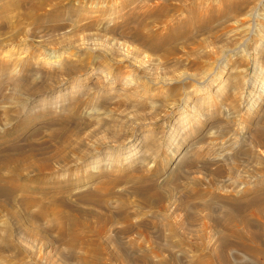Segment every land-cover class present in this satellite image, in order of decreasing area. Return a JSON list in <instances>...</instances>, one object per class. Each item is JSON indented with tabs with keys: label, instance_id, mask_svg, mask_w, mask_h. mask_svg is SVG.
Instances as JSON below:
<instances>
[{
	"label": "rangeland",
	"instance_id": "1",
	"mask_svg": "<svg viewBox=\"0 0 264 264\" xmlns=\"http://www.w3.org/2000/svg\"><path fill=\"white\" fill-rule=\"evenodd\" d=\"M113 6L118 12L113 13ZM0 45V63L5 67L0 64L5 73L4 78L0 73V145L6 146L0 151L25 147V140L36 145L34 150L50 151L68 133L65 161L51 162L49 171L57 183L51 186L61 189L50 192L56 193L62 214L74 213L71 217L79 227V241L68 250V238L65 244L56 237L53 223L47 221L50 217L35 219L33 225L43 228L46 235H39L42 239L16 235L11 241L15 248L6 247L10 251L0 241V264H194L207 258L220 237L227 235L214 225L224 213L222 205L238 206L234 208L237 217L264 227V218L258 219L249 204L254 193H245L259 175L264 177V148L252 149L237 126L246 115L253 114V122L264 121L260 79L264 78V0H0ZM3 53L8 56L1 59ZM49 55L56 57L49 60ZM20 62L29 69L26 73L18 72L23 68ZM61 67L73 71L64 75ZM12 81L17 88L21 84L20 92L26 86L35 91L44 87L18 116L14 114L18 106L11 103ZM53 132L58 135L48 136ZM127 141L130 148L123 151ZM240 152L248 156L242 158ZM122 172L120 185V175L117 180L114 174ZM44 177L35 183L47 181ZM109 178L115 185L111 186ZM198 180L200 191L195 187ZM194 181V190L211 193H199L206 196L204 202L192 191L193 185H187ZM221 185L226 191H239L230 200L222 196ZM25 190L30 195L41 193ZM103 192L104 197L97 196ZM141 193H145L142 203L138 201ZM10 194L19 196L18 192ZM87 194L93 196L86 198ZM166 194L171 196L167 200ZM10 200L0 195V203ZM204 205L207 210L202 209ZM12 210L19 213L17 206ZM7 211L0 208V229L5 222L14 224ZM29 211L35 214L36 208ZM115 212L120 214L116 217ZM124 212H131L130 218ZM67 218L63 220L69 223ZM67 222L63 226L68 228ZM86 225L88 230H84ZM168 231L174 232L173 237ZM226 250L225 264H262L260 256Z\"/></svg>",
	"mask_w": 264,
	"mask_h": 264
},
{
	"label": "bare ground",
	"instance_id": "2",
	"mask_svg": "<svg viewBox=\"0 0 264 264\" xmlns=\"http://www.w3.org/2000/svg\"><path fill=\"white\" fill-rule=\"evenodd\" d=\"M116 6V5H115ZM115 6H113L114 8H113V13H116V12H118V11H116V7ZM120 6H118V8H119ZM142 9V8H141ZM111 10V9H110ZM122 10V9H121ZM143 13V12H142ZM190 13V12H189ZM117 15H118V13H117ZM116 15V16H117ZM56 17V16H55ZM49 18H51V17H49ZM48 19V18H47ZM45 20V19H44ZM51 20V19H50ZM49 20V21H50ZM125 20V19H124ZM34 22V21H33ZM34 23H36V21L34 22ZM37 24V23H36ZM17 26V25H16ZM39 26V25H38ZM121 28V27H120ZM17 29V28H16ZM15 30V29H14ZM140 31V30H139ZM15 32H16V30H15ZM138 32V31H137ZM137 32H136V34H137ZM138 34H139V32H138ZM1 46V45H0ZM40 47V46H39ZM26 49V48H25ZM8 55H6V53H3V56H2V58L1 59H3V58H5V57H7ZM30 56V55H29ZM28 57V56H27ZM55 57L56 56H48L47 58H49V60L50 59H55ZM26 59H28V58H26ZM30 59H35V57L34 56H30ZM29 59V60H30ZM27 61V60H26ZM25 61V62H26ZM35 61V60H34ZM36 62V61H35ZM1 64V63H0ZM25 64V63H24ZM23 63H21L20 62V64L19 65H22V70H18V72H24V73H26V71H28L27 69H25V67L23 66L24 65ZM47 64V63H46ZM2 65V64H1ZM29 65H30V63H29ZM29 65H28V67H29ZM3 66V65H2ZM27 66V65H26ZM66 66V65H65ZM73 66V65H72ZM1 67V66H0ZM4 67V66H3ZM19 67V66H18ZM2 68V67H1ZM1 68H0V70H1ZM3 69H5V67L3 68ZM7 69V68H6ZM73 71V69H66V68H64L63 67V69H62V67H61V70H60V72L62 73V74H64V75H69L71 72ZM4 72V71H3ZM2 71H0V73H2V76L1 77H3L4 78V76H3V74H5V73H3ZM59 72V71H58ZM7 73V72H6ZM59 74V73H58ZM75 74V73H74ZM7 75V74H6ZM22 75V74H21ZM63 75V76H64ZM74 76V75H73ZM66 77H68V76H66ZM71 77V76H70ZM264 77V76H263ZM7 78V77H6ZM112 78V77H111ZM110 78V79H111ZM114 79V78H113ZM262 81H261V84L262 85H264V78L262 79V78H260ZM2 80V79H1ZM57 80V79H56ZM112 80V79H111ZM109 81V80H108ZM116 81H117V79H116ZM28 82V81H27ZM26 82V83H27ZM106 82V81H105ZM104 82V83H105ZM3 83V82H2ZM28 83H31V82H28ZM17 82L15 83V81H12V89L14 90V95L12 94V104H16V106H18V109L16 108V110L14 111V114H15V116H18V115H21V113H22V111H23V113H24V111H25V109H26V106L28 105V100H30V98H36L35 96L39 93V92H42L43 90H44V87H40L37 91H35V90H33V89H31L29 86H26L25 87V89H24V92H20V91H17V89L19 88V84H18V88L16 87L17 85ZM24 84V83H23ZM110 84V83H109ZM16 85V86H15ZM21 85V84H20ZM44 85H46V84H44ZM23 86V85H22ZM111 86V85H110ZM16 87V88H15ZM21 88V87H20ZM107 88V87H106ZM12 90V91H13ZM101 92V91H100ZM47 93V92H46ZM9 98H7V100H8ZM6 100V99H5ZM9 100H11V99H9ZM254 101V100H253ZM252 101V102H253ZM30 102V101H29ZM251 102V104H253ZM30 106V105H29ZM29 106H28V109H29ZM34 108H35V106H34ZM33 108V109H34ZM19 111V112H18ZM193 112V111H192ZM13 113V112H12ZM195 113V112H194ZM5 115H7V114H5ZM26 115V114H25ZM28 115V114H27ZM253 115V114H252ZM252 115H246V116H242V117H240L239 118V121H238V123H237V126H238V128L240 129V130H242L243 132H245V136L244 135H242V136H244L245 138H246V140H247V142H248V144L250 145L251 144V148L253 149L254 147H259L258 149H260V147H263L264 148V124H263V122L264 121H259V119H255V122H253V116ZM255 115V114H254ZM260 116V118L261 117H263V116H261V115H259ZM4 117H6V116H4ZM11 116H8L7 118H10ZM14 117V116H13ZM199 117V116H198ZM15 118V117H14ZM4 120V119H3ZM186 120V119H185ZM263 120H264V118H263ZM5 122H6V120H5ZM184 123V122H183ZM226 129V128H225ZM37 132V131H36ZM56 132V131H55ZM242 132V133H243ZM226 133V132H225ZM67 134V135H66ZM64 136H63V139H62V141H60V143L58 142V144H57V146L53 149V150H50V151H39V150H34V148L33 147H35L36 145L31 141V142H27L26 140H25V144H26V148H28V149H26L25 150V147H22V148H19V146H11L10 148L11 149H6V150H4V151H0V195H3V194H5V196H6V198H8V199H10L11 198V200L6 204V202H5V204H3L2 202L0 203V208H5V209H7V210H10V211H7V213H8V215H9V217L10 218H12L13 220H14V224H11L10 222H5L4 223V225H3V227L0 229V241L3 243V247H11V245H12V247H14V245L13 244H11V241H12V238H14L16 235H20V234H22V235H27L29 238L31 237H38V238H43L42 236H39V235H46V232H45V230L43 229V228H37V227H35L34 225H33V220H46V218L48 217H50V219L49 220H47V221H49L48 223H53V225H54V227H55V229H56V237H58L59 238V240H64L65 238H68V242H67V244L65 243V240L63 241L65 244V247L68 249V250H72L73 249V247L76 245V241H79L78 240V238H79V234L76 232L78 229H79V227H78V229H76V226H78L77 224H76V222L73 220V218L71 217V215H73V214H71V215H68V214H66V213H63L65 216H63V214L60 212L61 210H59V201H57L56 199H55V196H56V193H55V195L54 194H51V190H53V189H61V187H60V185H57V187L58 188H54L53 186H51V185H53V184H50V183H53V181L54 180H52L51 178V172H49L50 170H52L51 169V167H50V164H52L51 162H54V163H59V162H63V161H65V158L66 157H64V155H63V150H64V148H65V146H67V142H69L70 143V141H67V140H69V139H67V138H69V136H68V133H66ZM223 134V133H222ZM55 135H58L57 133L56 134H54V132H53V134L52 133H50L48 136H50V137H53V136H55ZM244 138V139H245ZM26 139V138H25ZM114 140V139H113ZM243 140V139H242ZM129 143V141H127L126 143H124V144H122V146H125V147H123L124 148V150L123 151H125V150H127V149H129L130 147H126V145ZM69 145V144H68ZM71 145V144H70ZM79 145V144H78ZM77 145V146H78ZM104 145V144H103ZM249 145H248V147H249ZM102 146V145H101ZM2 147H4V146H2V145H0V149H2ZM4 148H6V146L4 147ZM115 148V147H114ZM251 148H249V149H251ZM67 149V148H66ZM73 149H75V148H73ZM244 149V148H243ZM3 150V149H2ZM71 150V149H70ZM120 150H122V149H120ZM247 150V149H246ZM94 151V150H93ZM99 151V150H98ZM241 151V150H240ZM250 151H252V150H250ZM122 152V151H121ZM244 152H245V149H244ZM243 152V153H244ZM249 152V151H248ZM248 152H247V155H246V157L248 156ZM123 153V152H122ZM121 153V154H122ZM237 153H239V152H236V154ZM92 154V153H91ZM245 154H246V152H245ZM244 154V155H245ZM250 154V153H249ZM240 155H241V152H240ZM242 156L241 155V157L242 158H244L245 156ZM237 157V156H236ZM245 157V158H246ZM83 158H85L84 156H83ZM143 159H141L140 161H142ZM99 161V160H98ZM127 162V161H126ZM99 163V162H98ZM101 164V163H100ZM82 165V164H81ZM125 165V164H124ZM96 166V165H95ZM97 166H99V165H97ZM96 166V167H97ZM103 167V166H102ZM109 168V167H108ZM114 168V167H113ZM89 169V168H88ZM96 169V168H95ZM106 170V169H105ZM110 170H112V168H110ZM62 171V170H61ZM113 172V171H112ZM116 172V171H115ZM118 172V171H117ZM101 174V173H100ZM116 174V173H115ZM114 174V176H115V178L117 179V176H121V175H123V172L121 173V174H119V173H117L118 175H115ZM102 175V174H101ZM100 175V176H101ZM103 175H104V173H103ZM102 175V176H103ZM203 175V174H202ZM29 176H31V177H29ZM43 177V176H45L44 178L47 180V181H45L44 179H43V182L45 181L46 183L48 182V179H49V183L48 184H44L43 182L42 183H35V181L36 180H38V179H36V178H38V177ZM53 176V175H52ZM108 176V175H107ZM118 177V179L119 178H121V179H119V181L121 180V182H119V184L121 185V183L123 182V178H122V176L121 177ZM124 176H126V174L124 175ZM129 176V175H128ZM175 176V175H174ZM173 176V177H174ZM177 176H178V178H176V179H178L177 181H179V175H178V173H177ZM204 176V175H203ZM258 176V175H257ZM262 176V175H261ZM133 177V176H132ZM141 177V176H140ZM173 177H172V180H173ZM176 177V176H175ZM259 177V179H258V181L255 183V184H251V187L250 188H245L246 189V191H245V193H254V195L251 197L252 198V200H251V202L249 203L250 205H252L254 208V210L255 211H253V212H255L256 213V215H257V218L260 216V217H262V218H264V177H261L260 178V175L258 176ZM54 178V177H53ZM114 177H112V179H113ZM128 178H130V177H128ZM135 178V177H134ZM143 178V177H142ZM188 179H189V177H187ZM187 178L185 177V179H186V181H189V180H187ZM193 178V177H192ZM192 178L190 177V181L192 180ZM198 179H199V177H197ZM203 178H205V177H203ZM203 178H201L200 177V179H203ZM41 179V178H40ZM106 179V178H105ZM117 179V180H118ZM175 179V180H176ZM194 179V178H193ZM206 179V178H205ZM110 180V178L108 179V181ZM114 180V179H113ZM113 180L111 181L112 183H110L111 184V186L112 185H115L114 183H113ZM129 180H131V179H129ZM129 180H125V181H129ZM143 180V179H142ZM141 180V181H142ZM174 180V181H175ZM23 182V183H21V182ZM99 181V180H98ZM106 181V180H105ZM107 181V182H108ZM114 181H116V180H114ZM134 181V180H133ZM140 181V182H141ZM170 181V180H169ZM196 181V180H195ZM194 181V183H192V184H188V182H187V185L189 186V187H191V185H193V184H195L196 182ZM199 181L200 180H198L197 181V185L195 184V187H196V189H197V186L199 185ZM204 181V180H203ZM38 182V181H37ZM118 181H116V183H117ZM127 182H124V183H127ZM136 182V181H135ZM206 182H208L209 183V181H206ZM254 182V181H253ZM21 183V184H20ZM54 183H56L55 181H54ZM97 183V182H96ZM102 183H104V182H102ZM101 183V185L102 186H104L103 184ZM106 183V182H105ZM137 183V182H136ZM173 183H175V182H173ZM190 183V182H189ZM202 183V182H201ZM200 183V184H201ZM250 183V182H249ZM57 184V183H56ZM56 184H54L55 185V187H56ZM107 184H109V183H107ZM123 184V183H122ZM139 184V183H138ZM203 184V183H202ZM212 184H213V182H212ZM155 185V184H154ZM174 185V184H173ZM177 185V184H176ZM186 185V184H185ZM206 185H208V184H206ZM211 184L209 183V186H210ZM217 185H219V184H216L215 186H217ZM97 186V185H96ZM135 186V185H134ZM137 186H141V184L140 185H137ZM151 186V185H150ZM178 186V185H177ZM205 186V185H204ZM209 186H205V188L206 187H208V189H209ZM212 186V185H211ZM210 186V187H211ZM214 186V185H213ZM225 186V185H224ZM227 186V185H226ZM225 186V187H226ZM240 186H242V185H240ZM240 186L238 185V186H235V187H239L240 188ZM106 187V186H105ZM119 187V186H118ZM136 187V186H135ZM156 188V190H157V188L159 187V186H155ZM193 187H194V185L192 186V191L195 189H193ZM202 187H203V185H202ZM220 187V186H219ZM223 186L221 185V190H223V188H222ZM229 187V186H228ZM234 187V188H235ZM243 187V186H242ZM91 188V187H90ZM93 188V187H92ZM100 188V187H99ZM107 188V187H106ZM111 188V187H110ZM112 188H115V187H112ZM117 188V187H116ZM143 188V187H142ZM154 188V187H153ZM188 188V187H187ZM230 188V187H229ZM23 189H30V190H37L38 192L40 191L41 193L39 194V193H34V195H30V194H28V193H26V190L25 191H23ZM134 189V188H133ZM140 189V188H139ZM139 189H137V190H139ZM150 189V188H149ZM154 189V190H155ZM159 189V188H158ZM200 189H201V185H200ZM204 189V188H203ZM217 189V188H216ZM219 189V188H218ZM225 189V188H224ZM226 189H228V188H226ZM226 189L225 190H223V191H221V193H222V196L224 197V198H227V199H233V197H234V194H233V192L235 191H233V189H230L231 191H226ZM22 190V191H21ZM108 190H109V188H108ZM108 190H107V193H106V191H105V193L106 194H108ZM113 190V189H112ZM135 190H136V188H135ZM134 190V191H135ZM146 190V189H145ZM148 190V189H147ZM186 190V189H185ZM191 189H189V191H190ZM197 190H199V189H197ZM197 190H194V192H196V194H197V198H199V201L200 202H204V198L206 197H204V198H202L204 195H199V193L200 192H197ZM215 190V189H214ZM220 190V189H219ZM238 190V189H237ZM235 191V192H238V191ZM241 190V189H240ZM243 190V189H242ZM241 190V191H242ZM159 191V190H158ZM157 191V192H158ZM164 191H166V190H164ZM163 190H162V192H164ZM168 191V190H167ZM189 191H186V192H188L189 193ZM192 191H190V192H192ZM200 191V190H199ZM204 191V190H203ZM211 191V190H210ZM212 191H213V189H212ZM217 191V190H216ZM16 192H18V194H19V192H21L20 194H19V196H16V195H14V194H10V193H16ZM91 192V194L93 193V191H90ZM89 192V193H90ZM100 192V191H99ZM110 192V191H109ZM112 192V191H111ZM137 192H139V191H137ZM142 192H144L143 190H142ZM161 192V191H160ZM160 192H158L157 194H159L160 196H163V194L161 195L160 194ZM161 192V193H162ZM169 192V191H168ZM168 192H166L167 194H168ZM204 192H208V190L206 189ZM204 192L203 193H200V194H204ZM215 192V191H214ZM213 192V193H214ZM87 193H88V191H87ZM114 193H116V192H114ZM165 193V192H164ZM209 194H211L210 192H208ZM217 193V192H216ZM216 193H214V194H216ZM94 194V193H93ZM95 194H96V192H95ZM105 194V195H106ZM110 194V193H109ZM112 194V193H111ZM148 193H146V195H147ZM150 194H152V193H150ZM156 193H153V195H155ZM157 194H156V196H157ZM167 194H166V196H167ZM194 194V193H193ZM195 194V195H196ZM207 194V193H206ZM242 194V193H241ZM240 194V195H241ZM102 196L103 195V197H104V192H103V194H98L97 193V196ZM122 195V194H121ZM120 195V196H121ZM187 195V197H188V194H186ZM189 195H191V193L189 194ZM220 195V194H219ZM243 195V194H242ZM38 196V197H37ZM87 197L86 198H90L91 196H93V195H90V194H87L86 195ZM140 199L138 200L139 202H141L142 203V197L143 196H145V193H144V195L142 196V193L140 194ZM149 196V195H148ZM169 197H171L170 196V194L168 195ZM168 196H167V198H166V200L168 199ZM194 196V195H193ZM208 196H210V195H208ZM213 196H216V195H212V197ZM217 196H218V194H217ZM59 197V196H58ZM85 197V196H84ZM124 197V196H123ZM123 197H121L122 199H123ZM149 197H152L151 195L149 196ZM148 197V198H149ZM158 198H159V196H157ZM164 197V196H163ZM211 197V196H210ZM3 198H4V196H3ZM101 198V197H100ZM106 198V197H105ZM139 198V197H138ZM144 198H146V201H147V197H144ZM162 198V197H161ZM201 198V199H200ZM208 198V197H207ZM214 198V200L216 199L215 197H213ZM152 199V198H151ZM163 199V198H162ZM161 199V200H162ZM164 199H165V197H164ZM212 199V198H211ZM218 200H219V198H217ZM223 199V198H222ZM5 200H7V199H5ZM60 200V199H59ZM85 200V199H84ZM89 200V199H88ZM98 200V199H97ZM102 203L104 202V199H99ZM111 200V199H110ZM110 200H108V201H110ZM136 200H137V198H136ZM145 200V199H144ZM152 200H154L153 202H155V200L156 199H154V197H153V199ZM197 200V199H196ZM213 200V201H214ZM87 201V200H86ZM116 201H117V199H116ZM151 201V200H150ZM150 201H147V202H149L150 203ZM159 201V200H158ZM90 202V201H89ZM92 202H94V201H92ZM97 202V201H96ZM95 202V203H96ZM120 202V201H119ZM122 202V201H121ZM152 202V203H153ZM162 202H164V200H162V201H160V203H162ZM165 202H167V201H165ZM170 202V201H169ZM197 202V201H196ZM225 202V201H224ZM88 203V202H87ZM99 203V202H98ZM102 203H100V204H102ZM107 203V202H106ZM105 203V204H106ZM110 203V202H109ZM123 203H126L125 202V199H124V202ZM127 203H129V202H127ZM134 203H136V201L134 202ZM143 203H144V201H143ZM158 204L159 202H155L154 204ZM171 203V202H170ZM185 203H187V202H185ZM206 203H208V200H207V202ZM210 203V202H209ZM211 203H212V201H211ZM17 204V205H16ZM61 204V203H60ZM85 204V203H84ZM119 204V203H118ZM130 204L131 203H129V207H130ZM137 204V203H136ZM169 204V203H168ZM182 204H183V202H182ZM225 204H227V203H225ZM229 204V203H228ZM231 204H232V202H231ZM107 205V204H106ZM110 204H108V206H109ZM115 205V204H114ZM128 205V204H127ZM141 205V204H140ZM159 205V204H158ZM189 204H187V206H188ZM209 205V204H208ZM207 205V206H208ZM236 205V204H235ZM234 205V206H235ZM15 206H17V208L19 209L18 210V212L19 213H16L15 211H13L12 209L15 207ZM66 206V205H65ZM103 206V205H102ZM111 206V205H110ZM138 206V205H137ZM143 206V205H142ZM161 206V205H160ZM159 206V207H160ZM31 207H35L36 208V213L35 214H31V212H33V211H29V209L31 208ZM68 207V206H67ZM123 207H125V206H123ZM127 207V206H126ZM129 207H127V208H129ZM166 207V206H165ZM202 207V206H201ZM205 207V205L202 207V209ZM222 207H223V210H224V213H222L221 214V218L218 220V221H214V222H216L214 225L215 226H219V227H222L226 232H225V234H227V235H225V236H223V237H220V239L218 240V244L214 247V248H212L211 250H210V254H208L209 256H207V258L205 257V258H203V259H200V260H195V261H197V262H193L194 264H225V262H224V260H223V257H222V255H223V251L225 250V249H229L230 251H231V249H232V251H233V248L234 249H240V250H243L244 252H246V253H248V254H250L251 256L252 255H254V256H260L261 258V261H262V264H264V227H262L263 225H261V226H255V225H253V224H251V222L247 219V218H242V217H237L236 215H235V211L236 210H234V208L236 209L237 207H234L233 208V205L232 206H230V205H222ZM241 207V206H240ZM249 207V206H248ZM99 208V207H98ZM108 209H109V207H107ZM112 208H114L113 206H112ZM137 208V207H136ZM213 208H215V207H212L211 209H213ZM101 209V208H100ZM126 209V208H125ZM138 209V208H137ZM200 209V208H199ZM204 209H206L207 210V207L206 208H204ZM209 209V208H208ZM239 209V207L237 208V210ZM243 209V208H242ZM242 209L240 208V211L241 212H243L242 211ZM64 210H66V208L64 209ZM103 211H104V209H102ZM120 210H122V208L120 209ZM138 210H140V209H138ZM164 210V209H163ZM251 210V209H250ZM63 211V210H62ZM83 211V210H82ZM87 211V210H86ZM86 211L84 212H82V213H84V214H87L88 215V213H86ZM93 211V210H92ZM91 211V212H92ZM105 211H106V209H105ZM114 211V210H113ZM116 211H117V209H116ZM131 211V210H130ZM211 211V210H210ZM72 211H70V213H71ZM88 212V211H87ZM95 212V211H94ZM94 212H92V213H94ZM127 212V211H126ZM212 212H214L213 210H212ZM216 212V211H215ZM214 212V213H215ZM69 213V214H70ZM77 214V216L76 217H78V216H80L79 214H78V212H76ZM97 213V212H96ZM96 213H94V214H96ZM111 213V212H110ZM109 213V214H110ZM115 213H118V212H115ZM125 213V212H124ZM124 213H123V215H124ZM130 213L131 212H129V214H128V216H129V218H130ZM249 213V212H248ZM255 213H254V215H255ZM98 214V213H97ZM96 214V215H97ZM113 214V213H112ZM112 214H110V216L112 215ZM120 213H118L117 215L115 214V216L117 217L118 215H119ZM126 214V213H125ZM126 214V215H127ZM237 215L239 214L238 212L236 213ZM252 214V213H251ZM68 215V216H67ZM82 216H84L83 214H81ZM90 215H92L93 216V214H90ZM106 215V214H105ZM108 215V214H107ZM143 215V214H142ZM246 215V214H245ZM255 215V216H256ZM69 216H70V220H69V223L67 222V220H63V218L64 217H68L69 218ZM101 216V214L99 215V217ZM115 216H113V217H115ZM122 216V213H121V215H120V217ZM244 216V215H243ZM246 216H248V215H246ZM74 217H75V215H74ZM85 218L87 217L88 218V216H84ZM90 217V216H89ZM94 217V216H93ZM95 217H97V216H95ZM113 217H111V218H113ZM252 216H250V218H251ZM67 218V219H68ZM81 218V217H80ZM101 218V217H100ZM99 218V219H100ZM105 218H106V216H105ZM123 218V217H122ZM256 218V219H257ZM66 219V218H65ZM83 219V218H82ZM97 219V218H96ZM118 219V218H117ZM253 219H255V218H253ZM259 219V218H258ZM61 220H63V222H67L68 223V228L67 227H64L63 226V222H61ZM78 220V219H77ZM80 220L81 219H79V222H80ZM86 220V219H85ZM85 220H82V222H84ZM95 220V219H94ZM103 220V219H102ZM89 220L87 219V221H86V223L88 222ZM97 221H101V219L100 220H97ZM103 221H106V220H103ZM108 221V220H107ZM111 221V220H110ZM113 221H114V218H113ZM113 221H112V223H113ZM118 221H120L119 219H118ZM124 221H127L126 220V218H125V220L123 219V224H124ZM255 221V220H254ZM31 222V223H30ZM78 222V221H77ZM81 222V223H82ZM99 222H97V225H98V223ZM117 222V221H116ZM132 221H130V223H131ZM85 223V222H84ZM83 223V224H84ZM89 223V225H90V221L88 222ZM127 223V222H126ZM253 223H255V222H253ZM47 224V223H46ZM109 224V223H108ZM128 224H129V222H128ZM127 224V225H128ZM237 224H240L241 226H242V228H241V230H239L238 228H240V227H238V225ZM94 225H96V224H94ZM94 225H92V227L94 226ZM102 225V224H101ZM105 224H103L102 226H104ZM107 225V224H106ZM105 225V226H106ZM112 225V224H111ZM113 225H116V224H113ZM112 225V226H113ZM126 225V224H125ZM80 226H81V224H80ZM99 226H100V224H99ZM101 226V227H102ZM110 225H108V227H109ZM111 226V227H112ZM238 228H237V227ZM47 227V226H46ZM87 229H85L84 227V230H88V227H87V225L85 226ZM90 227V226H89ZM92 227H90V229L92 228ZM95 227V226H94ZM107 227V228H108ZM114 227V226H113ZM170 227V226H169ZM173 227V226H172ZM172 227H170V228H172ZM65 228H67V230L65 229ZM100 228V227H99ZM110 228V227H109ZM158 228V227H157ZM64 229L66 230V232L64 231ZM81 229V231H82V228H80ZM90 229H89V231H90ZM101 229H103V227L101 228ZM93 230H94V228H93ZM99 230V229H98ZM223 230V231H224ZM50 231H52V229L50 230ZM95 231V230H94ZM123 231H125L124 229H123ZM122 231V232H123ZM165 231V230H164ZM169 231H172V230H169ZM168 231V232H169ZM176 231V230H175ZM222 231V230H221ZM78 232H80V230L78 231ZM83 232V231H82ZM91 232V231H90ZM90 232L88 233V231H86V232H84V233H88V234H90ZM104 232V231H103ZM107 232H108V230H107ZM120 232V231H119ZM118 232V233H119ZM81 233V232H80ZM98 233H99V231H98ZM97 233V234H98ZM105 233V232H104ZM125 233H127V231L125 232ZM174 233V232H173ZM172 233V234H173ZM176 233V232H175ZM67 236H66V235ZM83 234V233H82ZM81 234V237L83 236V238H84V236H85V234H83L82 235ZM87 234V235H88ZM100 234H102V232H100L99 233V235ZM106 234V233H105ZM122 234V233H121ZM124 234V233H123ZM169 234H171V232H169ZM172 234L170 235V236H172ZM218 234V233H217ZM48 235V234H47ZM92 235H94V232H93V234ZM174 235V234H173ZM224 235V234H223ZM66 236V237H65ZM108 236H110V235H108ZM117 236V235H116ZM120 236V235H119ZM179 236V235H178ZM17 237V236H16ZM96 237V236H95ZM105 237H106V235H105ZM115 237V236H114ZM173 237V236H172ZM37 238V239H38ZM93 238V237H92ZM108 238V237H107ZM106 238V239H107ZM116 238V240H117V238H119L118 236L117 237H115ZM180 238V237H179ZM100 240H102L101 239V237L99 238ZM98 239V240H99ZM114 239V238H113ZM36 240V239H35ZM86 240V239H85ZM84 240V241H85ZM92 240V239H91ZM105 240V239H104ZM116 240H112L113 242H115ZM67 241V240H66ZM82 241V240H81ZM80 241V242H81ZM106 241V240H105ZM110 241V240H109ZM262 241V242H261ZM45 242V241H44ZM93 242V241H92ZM96 242V245H99V243L97 244V241H95ZM100 242H102V241H100ZM118 242V241H117ZM87 243V242H86ZM85 243V244H86ZM107 243V242H106ZM104 244V243H103ZM117 244V243H116ZM258 244V245H257ZM79 245V244H78ZM87 245H88V243H87ZM111 245V244H110ZM1 246V247H2ZM86 246V245H85ZM101 246V245H100ZM104 247H106L105 246V244L103 245ZM102 246V247H103ZM9 247V248H10ZM12 247H11V249H12ZM78 247V246H77ZM82 247V246H81ZM84 247V246H83ZM86 247H88V246H86ZM95 247V246H94ZM5 249V250H9V249ZM15 248V247H14ZM197 248H198V246H197ZM231 248V249H230ZM3 249V248H2ZM79 249H80V247H79ZM97 249V248H96ZM99 249V248H98ZM102 249V248H101ZM105 249V248H104ZM204 249V248H203ZM203 249H201L203 252L206 250V247H205V249L203 250ZM77 249H75V251H76ZM83 250V249H82ZM103 250V249H102ZM107 250V249H106ZM199 250H200V248H199ZM226 250V251H227ZM10 251V250H9ZM74 251V252H75ZM84 251V250H83ZM87 251V250H86ZM93 251V250H92ZM97 251L98 250H96V253H97ZM225 251V252H226ZM236 251V250H235ZM234 251V252H235ZM77 252V251H76ZM85 252V251H84ZM101 252V251H100ZM99 252V253H100ZM201 252V251H200ZM237 252V251H236ZM69 253H70V251H69ZM69 253H68V255H69ZM87 253V252H86ZM85 253V254H86ZM228 253H230L229 251H228ZM232 253V252H231ZM241 253V252H240ZM77 254V253H76ZM91 254V253H90ZM111 254V253H110ZM113 254V253H112ZM118 254V253H117ZM242 254V253H241ZM78 255V254H77ZM87 255V254H86ZM98 255V254H97ZM103 255V254H102ZM102 255H100V257L102 258ZM116 255V254H115ZM115 255H113L112 257H114ZM229 255H231V254H229ZM244 255V254H243ZM95 256V255H94ZM108 257H109V255H107ZM117 256V255H116ZM123 256V255H122ZM226 257H229V256H227V255H225ZM249 256V255H248ZM84 258H86V256L84 255L83 256ZM93 257V256H92ZM119 257H121V256H119ZM83 258V259H84ZM87 258H88V256H87ZM98 258H99V256H98ZM104 258V257H103ZM124 258V257H123ZM72 259H74V258H72ZM89 259V258H88ZM88 259H86L87 261H88ZM93 259V258H92ZM110 259H111V257H110ZM113 259V258H112ZM114 259H115V257H114ZM117 259H118V257H117ZM125 259H126V257H125ZM171 260H173L172 258H170ZM198 259V258H197ZM85 260V259H84ZM85 260V261H86ZM97 259H95L94 261H96ZM101 260V259H100ZM103 260H105V259H102V261ZM121 260V259H120ZM130 260V259H129ZM162 260V259H161ZM170 260V261H171ZM236 260V259H235ZM238 260V259H237ZM84 261V262H85ZM99 261V260H98ZM97 261V263H100V262H98ZM119 261V260H118ZM89 262V261H88ZM104 263H105V261H103ZM172 262V261H171ZM81 263V262H80ZM93 263V262H92ZM96 263V262H95ZM161 263V262H160ZM86 264V263H85ZM87 264H89V263H87ZM164 264H165V262H164ZM167 264V263H166ZM228 264H230L229 262H228Z\"/></svg>",
	"mask_w": 264,
	"mask_h": 264
}]
</instances>
